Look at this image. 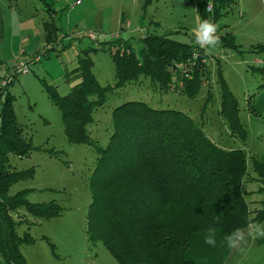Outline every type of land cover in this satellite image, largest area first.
Listing matches in <instances>:
<instances>
[{"label":"trees","instance_id":"obj_1","mask_svg":"<svg viewBox=\"0 0 264 264\" xmlns=\"http://www.w3.org/2000/svg\"><path fill=\"white\" fill-rule=\"evenodd\" d=\"M237 1L197 0L199 16L217 23ZM50 20L47 40L52 44L60 29L54 16ZM195 40L193 35L191 42L185 43L170 33L149 30L138 38L118 37L81 51L78 65L67 74L69 80L77 77L80 81L68 94L62 95L56 85L41 79L49 99L61 112L68 140L94 145L99 151L90 179L86 231L91 242L101 241L120 264H199L206 250L211 251L212 262L220 258L230 233L264 220V200L263 208L252 210L242 188L252 179L247 153L221 146L181 110L155 108L141 100L125 101L112 111L113 129L105 147L90 135L88 126L94 121V111L107 103L115 88L149 78L153 85L170 90L176 65L194 60L198 50ZM219 41L227 47H240L232 32L219 36ZM107 45L113 50L115 86L99 82L90 56L93 49ZM255 48L264 52V45ZM205 57L201 54L196 58L190 77L176 72L181 81L178 92L189 98L198 95L209 78ZM252 71L264 77V67H252ZM219 82L220 114L231 135L246 142L248 132L240 118L239 101L222 72ZM12 83L0 86V255L9 264H30L22 246L34 243L35 238L29 229L20 235L18 227L59 217L64 208L55 200L30 201L29 188L9 194L14 184L36 173L33 166L13 168L11 156H29L34 150L58 154L53 148L34 146L32 137L25 133L9 90ZM210 98L209 90L206 103ZM251 163L264 182V157L253 156ZM259 191L264 193V186ZM208 236L215 239V245L205 243Z\"/></svg>","mask_w":264,"mask_h":264},{"label":"rangeland","instance_id":"obj_2","mask_svg":"<svg viewBox=\"0 0 264 264\" xmlns=\"http://www.w3.org/2000/svg\"><path fill=\"white\" fill-rule=\"evenodd\" d=\"M0 0V86L8 73L20 64L30 68L18 73L9 86L14 107L25 133L34 146L55 149L58 154L34 150L29 156H11L13 168L34 167L35 176L14 184L9 194L35 188L29 200H55L63 208L61 216L35 223H23L18 233L29 229L35 238L22 246L30 264H120L101 241L91 242L87 235V214L91 203L90 179L99 151L94 145L71 143L64 133L59 108L49 99L41 84L45 79L58 87L62 95L70 92L79 78H67L78 65L81 51L98 47L100 42L118 37L138 38L148 30L170 33L175 39L189 43L201 21L197 0ZM52 8V9H50ZM54 16L59 35L54 43L47 40V28ZM157 22V24L155 23ZM217 35L232 32L238 49L224 46L205 47L204 58L209 70L195 98L181 92L162 90L149 78L115 88L107 103L94 111L88 129L97 144L105 147L111 135L112 111L129 100H141L155 108L181 110L202 125L208 135L226 148H241L248 156L250 181L243 190L250 208H263L264 193L258 191L264 182L252 170L251 157H264V77L252 67H264V0H238L227 15L219 19ZM100 37L94 41L89 33ZM196 42V40H195ZM109 45L92 50L93 70L103 85L115 86V66ZM38 57L37 60H34ZM222 72L230 90L240 104V118L247 128V139L232 136L227 121L221 116ZM211 98L207 101L208 91ZM206 104V105H205ZM29 220L33 218L29 216ZM264 225V220L259 223ZM30 227V228H29ZM246 233L248 227L241 229ZM54 244V248L48 240ZM264 237L249 236L239 248L226 242L220 258L212 259L206 250L199 264H264ZM214 252V251H212ZM1 264L7 263L0 255Z\"/></svg>","mask_w":264,"mask_h":264},{"label":"clouds","instance_id":"obj_3","mask_svg":"<svg viewBox=\"0 0 264 264\" xmlns=\"http://www.w3.org/2000/svg\"><path fill=\"white\" fill-rule=\"evenodd\" d=\"M218 25L211 19H204L199 22L194 29L196 43L201 47H216L219 44V36L217 35ZM249 236L264 237V225L249 224L247 233L244 230L237 229L227 236L228 246L230 248H239ZM205 243L215 245V239L208 236Z\"/></svg>","mask_w":264,"mask_h":264},{"label":"built area","instance_id":"obj_4","mask_svg":"<svg viewBox=\"0 0 264 264\" xmlns=\"http://www.w3.org/2000/svg\"><path fill=\"white\" fill-rule=\"evenodd\" d=\"M79 3H80V0H78L76 2V4H79ZM208 9H211V6H209ZM89 37L92 38V40H94V41H99V39H100V37L97 36L94 32H90L89 33ZM197 49L198 50H196V53L194 55V60L193 61H189L187 63L176 65V69L177 70L174 71L173 81H172V84L170 86V90L178 92V90L176 89L177 88V84H181V81H178L179 79H178V76L176 74L177 71H179L181 74H184L186 77L187 76L188 77L191 76V71L193 70V68H194V66L196 64V58H198L201 54L205 53V47H201L200 45H198ZM202 49L204 50L203 53H201ZM37 59H38V57L34 58V60H37ZM203 61H205V59ZM29 72H30V68L27 65V63L26 64H20L19 66L16 67L15 73H8L5 76V78L2 81V85L1 86H5L9 82H11L18 73L27 74Z\"/></svg>","mask_w":264,"mask_h":264},{"label":"crops","instance_id":"obj_5","mask_svg":"<svg viewBox=\"0 0 264 264\" xmlns=\"http://www.w3.org/2000/svg\"><path fill=\"white\" fill-rule=\"evenodd\" d=\"M155 23L157 24V22H155ZM194 35H195V34H194ZM248 181H250V180H248ZM29 189H32L31 193L29 194V197H30V195L35 191V188L30 187ZM258 191H259V190H258ZM32 201H33V200H32ZM34 201H35V202H42V199L35 198ZM43 221H44V220H43Z\"/></svg>","mask_w":264,"mask_h":264}]
</instances>
